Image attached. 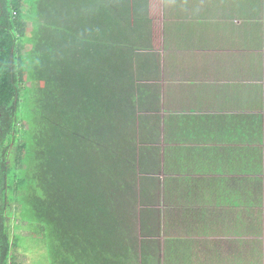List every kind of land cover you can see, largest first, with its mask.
<instances>
[{
  "label": "rangeland",
  "instance_id": "rangeland-1",
  "mask_svg": "<svg viewBox=\"0 0 264 264\" xmlns=\"http://www.w3.org/2000/svg\"><path fill=\"white\" fill-rule=\"evenodd\" d=\"M109 1L125 30L101 88L119 102L85 121L109 147L91 173L114 250L136 264H264V0ZM196 73L200 100L172 87ZM230 98L236 119L215 132L204 110ZM13 223L23 264H49L29 225Z\"/></svg>",
  "mask_w": 264,
  "mask_h": 264
},
{
  "label": "trees",
  "instance_id": "trees-1",
  "mask_svg": "<svg viewBox=\"0 0 264 264\" xmlns=\"http://www.w3.org/2000/svg\"><path fill=\"white\" fill-rule=\"evenodd\" d=\"M113 6L0 0V264H23L13 219L29 225L49 264H136L114 250V220L91 173L109 147L85 121L97 126L119 102L101 88L125 30Z\"/></svg>",
  "mask_w": 264,
  "mask_h": 264
},
{
  "label": "crops",
  "instance_id": "crops-1",
  "mask_svg": "<svg viewBox=\"0 0 264 264\" xmlns=\"http://www.w3.org/2000/svg\"><path fill=\"white\" fill-rule=\"evenodd\" d=\"M246 37V36H245ZM247 38H249L250 39V36L249 35H247ZM245 38H244V36L241 38V40H240V42H245ZM210 41V40H209ZM219 42H222L223 43V45L224 46H228V45H235V43H234V40H229V39H223V40H220ZM247 43L249 44V40L247 41ZM209 47H212L213 48V43H211L210 45H208ZM235 47V46H234ZM211 48V49H212ZM203 54H205V55H208L207 53H203ZM202 54V55H203ZM181 63H185V62H181ZM199 65V64H198ZM198 65H196L193 69H196L197 68V66ZM185 69H186V67H185ZM193 69H191V70H193ZM193 76H195V77H193V78H191V79H184V80H172V83H173V85H172V87H175V86H177V89H179V83H183L186 87H184V88H187L186 90H184V88H182V90H181V92H185V93H187V94H189V95H191V99L193 98V100L195 99V98H197V100H200V96H201V94H202V91H201V88H200V84L202 85V82H201V79H199L198 77L200 76L201 77V75H198L197 73L196 74H194ZM197 76V77H196ZM207 83H208V81H207ZM189 85H191V86H189ZM171 87V88H172ZM224 90L225 89H227V87L225 86V88H223ZM214 90H215V88L213 89V91L212 92H214ZM209 91V90H208ZM226 91V90H225ZM180 95H181V93H180V91H177ZM224 91L223 90H221V92H220V96L218 97V96H216V95H218V90H217V92H215V96L217 97V98H220V97H222V96H224ZM216 98V100H218ZM224 98L225 97H222V98H220L219 100H224ZM190 100V99H189ZM232 101V98H230V99H228V100H225L223 103H219V101H217V103H216V105L218 106L215 110H213V109H205L204 110V114L206 113L207 114V116H205L204 117V119H207V122H209V124H211V129L212 128H216V130H215V132H218V130H217V127H216V125L215 124H212V122H215V121H217L218 123L221 121V119H227V118H229V119H233V120H235L236 119V116H235V110L234 111H232V109L231 110H229V112H228V110L227 109H225V106H227V107H230V106H232L231 104H228V103H230ZM208 102H206V104H207ZM212 104V103H211ZM229 105V106H228ZM251 109H252V107L250 108V110H246V109H243L244 110V112L245 113H247L248 111H250V113H251ZM242 110V109H241ZM242 112V111H241ZM241 112H239V116H241ZM244 113V114H245ZM192 115H204V114H202V113H198L197 111H194V112H192L191 113ZM216 117H217V119H216ZM200 128H201V125H199V124H197ZM206 125V124H205Z\"/></svg>",
  "mask_w": 264,
  "mask_h": 264
}]
</instances>
